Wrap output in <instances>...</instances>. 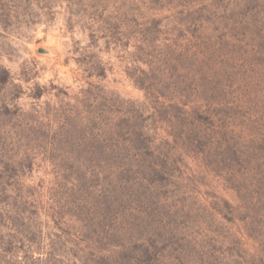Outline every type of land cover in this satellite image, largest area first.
<instances>
[{"label":"rangeland","instance_id":"1","mask_svg":"<svg viewBox=\"0 0 264 264\" xmlns=\"http://www.w3.org/2000/svg\"><path fill=\"white\" fill-rule=\"evenodd\" d=\"M0 264H264V0H0Z\"/></svg>","mask_w":264,"mask_h":264}]
</instances>
